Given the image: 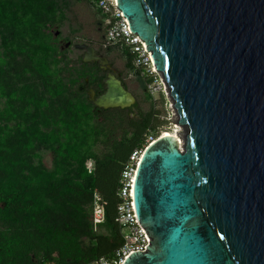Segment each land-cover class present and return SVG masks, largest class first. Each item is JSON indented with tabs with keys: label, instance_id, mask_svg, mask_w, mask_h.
Listing matches in <instances>:
<instances>
[{
	"label": "water",
	"instance_id": "1",
	"mask_svg": "<svg viewBox=\"0 0 264 264\" xmlns=\"http://www.w3.org/2000/svg\"><path fill=\"white\" fill-rule=\"evenodd\" d=\"M115 2L183 140L160 134L138 158L132 202L149 244L122 264H264V0ZM73 47L109 70L94 106L136 103L104 55Z\"/></svg>",
	"mask_w": 264,
	"mask_h": 264
},
{
	"label": "trees",
	"instance_id": "2",
	"mask_svg": "<svg viewBox=\"0 0 264 264\" xmlns=\"http://www.w3.org/2000/svg\"><path fill=\"white\" fill-rule=\"evenodd\" d=\"M70 3L0 0V264L112 260L123 243L115 220L122 170L162 133L137 103L102 109L88 99L90 89L105 88V72L82 58L73 63L52 31ZM90 3L107 28L109 14ZM121 46L127 67L147 91L154 87L148 61ZM94 194L103 208L96 224Z\"/></svg>",
	"mask_w": 264,
	"mask_h": 264
},
{
	"label": "rangeland",
	"instance_id": "3",
	"mask_svg": "<svg viewBox=\"0 0 264 264\" xmlns=\"http://www.w3.org/2000/svg\"><path fill=\"white\" fill-rule=\"evenodd\" d=\"M70 2L69 8L65 10L64 20L57 28L52 29L53 32H58L56 36H58L61 46L65 42L70 43L68 47L64 48V55L73 63L82 58V51L73 47L76 43H84L101 51V54L107 58L116 71L125 88L135 96L138 109L143 114H154L156 132L159 134L162 131H171L174 125L177 126L176 116L163 83L154 67H152L151 61L148 62L147 67L151 69L156 82L154 87L147 91L144 87L142 75L136 72L137 70L134 68L127 67V55L121 46L122 44L109 45V48L106 47L107 45L105 46L104 33L106 26L101 14L90 3V0H70ZM146 56H148L146 53L144 55L141 53L144 61ZM135 115L136 113H133L131 116L134 117ZM179 137L181 140L179 148L182 149L183 140L181 136ZM39 157L45 166L49 167L51 165V156L48 152L40 153ZM92 164L91 161H88L89 167Z\"/></svg>",
	"mask_w": 264,
	"mask_h": 264
},
{
	"label": "built area",
	"instance_id": "4",
	"mask_svg": "<svg viewBox=\"0 0 264 264\" xmlns=\"http://www.w3.org/2000/svg\"><path fill=\"white\" fill-rule=\"evenodd\" d=\"M115 5V0H98L97 4L101 12L109 14V18L111 19L105 30V46L121 43L128 47L131 52H137L140 57L141 53L143 55L144 53L148 55V52L145 51L144 43L130 32L126 20ZM105 22L108 21L105 20ZM148 56L145 57V61L150 62ZM141 58L144 60L143 57ZM153 140L154 139H150L148 144ZM140 154V151H135L130 155L129 163L122 170L119 182V203L117 205L115 220L123 236V243L116 250L112 260L108 261L104 258H99L85 264H122L130 253L144 251L145 247L148 246L149 238L146 236L141 225L137 222L132 202V182ZM92 218L95 224L103 220V208L98 202L96 194H94L92 205Z\"/></svg>",
	"mask_w": 264,
	"mask_h": 264
},
{
	"label": "bare ground",
	"instance_id": "5",
	"mask_svg": "<svg viewBox=\"0 0 264 264\" xmlns=\"http://www.w3.org/2000/svg\"><path fill=\"white\" fill-rule=\"evenodd\" d=\"M145 46V45H144ZM153 67V66H152ZM180 127L177 125H174L173 126V129L171 130V131H162V135L163 134H171L174 138H175V140L177 141V145L178 146H180V144H181V140H180V129H179Z\"/></svg>",
	"mask_w": 264,
	"mask_h": 264
},
{
	"label": "flooded vegetation",
	"instance_id": "6",
	"mask_svg": "<svg viewBox=\"0 0 264 264\" xmlns=\"http://www.w3.org/2000/svg\"><path fill=\"white\" fill-rule=\"evenodd\" d=\"M66 43V42H65ZM64 43V44H65ZM69 45H70V43H69ZM68 45V46H69ZM67 46V47H68ZM94 50H95V53L96 54H101V51H99L98 49H95L94 48ZM82 51V55H83V50H81ZM91 62H95V63H97L98 64V66H99V63L97 62V61H91ZM111 65V64H110ZM111 68H112V70H113V72L115 73V75L118 77V75H117V73H116V71L114 70V68L111 66ZM103 70V69H102ZM104 72H105V76H106V73L109 71L108 69H106V70H103ZM104 91V89L101 91V92H98L96 95H98V94H100V93H102Z\"/></svg>",
	"mask_w": 264,
	"mask_h": 264
}]
</instances>
